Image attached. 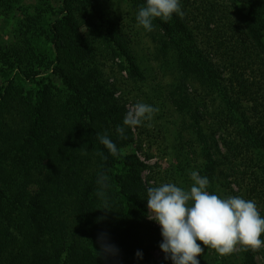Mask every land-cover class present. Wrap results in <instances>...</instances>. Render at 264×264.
<instances>
[{
    "label": "trees",
    "instance_id": "1",
    "mask_svg": "<svg viewBox=\"0 0 264 264\" xmlns=\"http://www.w3.org/2000/svg\"><path fill=\"white\" fill-rule=\"evenodd\" d=\"M180 3L183 19L153 24L182 85H196L179 106L194 120L188 145L199 149L209 190L235 183L264 211V0ZM144 4L0 0V14L18 24L11 44L0 37V264H153L160 243L147 220V165L124 152L134 132L117 134L125 103L103 70L104 59L121 57L120 68L141 77L126 28L138 26ZM104 132L122 155L99 142ZM100 171L110 177L109 210L97 209ZM101 233L118 256H97ZM243 255L257 264L255 251Z\"/></svg>",
    "mask_w": 264,
    "mask_h": 264
},
{
    "label": "clouds",
    "instance_id": "2",
    "mask_svg": "<svg viewBox=\"0 0 264 264\" xmlns=\"http://www.w3.org/2000/svg\"><path fill=\"white\" fill-rule=\"evenodd\" d=\"M174 14L181 19L186 15L180 0H146V4L139 8L136 20L138 26L151 32L154 20L159 18L168 22ZM158 112V107L135 103L125 114L122 125L116 127L118 136L126 139V128L134 130L143 126ZM97 137L112 156L122 155L107 132L97 133ZM96 154L105 161L108 159L102 152ZM190 179L192 184L188 188L171 182L147 187V213H150L147 216L160 226L163 240L159 246L165 259L173 264H200L198 257L205 247L216 250L221 256H228L238 248L244 251L264 249V240L261 239L264 217L255 200L210 192L209 178L198 171H191ZM96 184V196L102 201V206L97 209L109 210L107 191L111 184L106 171L97 173ZM98 239L101 249L96 250L97 256L108 259L119 255V249L107 242L106 233H101ZM136 255L142 258L139 251Z\"/></svg>",
    "mask_w": 264,
    "mask_h": 264
},
{
    "label": "rangeland",
    "instance_id": "3",
    "mask_svg": "<svg viewBox=\"0 0 264 264\" xmlns=\"http://www.w3.org/2000/svg\"><path fill=\"white\" fill-rule=\"evenodd\" d=\"M26 1L31 3L34 0ZM17 25L13 14L7 19L0 14V37L4 43L13 42ZM126 31L135 39L133 50L141 77L132 75L128 68H120L124 62L121 57H116L114 60L104 59L103 70L109 83H114L118 87L115 96L125 103V114L137 102L158 107L159 112L151 121H146L143 126L133 130L135 141L126 147L124 152H135L147 165L142 172L147 187L171 182L188 188L192 184L190 172L198 171L201 174L202 156L198 148H195L197 151L195 154L188 145V141L195 135L191 112L186 107L181 111L179 106L184 104L185 100H182V97L186 98V93L189 97H193L196 85L190 83L189 86L184 87L180 82V72L172 66V59L165 60L164 55L159 52L158 39L162 37L158 30L147 33L140 26L127 25ZM86 33L89 31L87 30ZM229 188H226V191L219 184L213 193L221 196H239L245 192L235 183L231 190ZM258 209L264 217L263 208L260 206ZM147 220L153 228L154 240L161 243L163 237L159 224L149 218ZM261 239L264 240V234L261 235ZM197 242L202 245V242ZM151 252L152 263L162 264L164 257L161 248L153 249ZM243 254L244 250L238 248L228 256H221L216 250L205 247L198 259L200 264H243ZM255 261L257 264H264V249L255 251Z\"/></svg>",
    "mask_w": 264,
    "mask_h": 264
}]
</instances>
